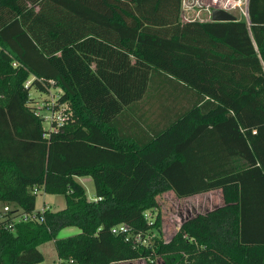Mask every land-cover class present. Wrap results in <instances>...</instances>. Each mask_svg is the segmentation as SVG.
<instances>
[{
	"label": "trees",
	"instance_id": "1",
	"mask_svg": "<svg viewBox=\"0 0 264 264\" xmlns=\"http://www.w3.org/2000/svg\"><path fill=\"white\" fill-rule=\"evenodd\" d=\"M181 3L0 0V264L48 241L73 264H264V0L248 21H184ZM51 83L66 107L48 129L29 89ZM34 188L65 206L22 219ZM214 189L221 204L162 238L159 194Z\"/></svg>",
	"mask_w": 264,
	"mask_h": 264
},
{
	"label": "rangeland",
	"instance_id": "2",
	"mask_svg": "<svg viewBox=\"0 0 264 264\" xmlns=\"http://www.w3.org/2000/svg\"><path fill=\"white\" fill-rule=\"evenodd\" d=\"M202 8L197 14V5L191 9L190 15L187 18L197 19H210L209 13L203 9L206 3H211L210 0H199ZM233 13L238 16L236 11ZM183 14V11H182ZM182 16V15H181ZM29 81H26V86L29 85ZM60 93L59 88L51 83V86L47 92H39L33 87L29 89V96L32 97V101L38 106L41 115L44 116L43 125L45 128L51 129L52 125V108L56 107L57 97ZM57 107L64 109L65 104H57ZM76 179L84 186L85 192L89 198L94 196L93 181L90 176H76ZM223 201L222 193L220 189L209 190L207 192L199 193L193 197H178L172 190H166L157 196L158 208L154 209L153 214H159L161 236L163 239L168 240L178 230L182 220L188 216L194 215L199 212H205L217 204H221ZM44 205L48 206L51 210H57L65 206V198L63 194L45 193L43 191L37 192L35 200V210H40ZM69 229V228H68ZM78 230V229H77ZM67 229H63L58 233V237L68 235ZM171 236V237H170ZM40 251L44 255V259L35 264H64L57 259L56 251L53 241H48L39 245ZM162 259L157 256L153 259L143 258L133 261H118L110 264H159Z\"/></svg>",
	"mask_w": 264,
	"mask_h": 264
},
{
	"label": "built area",
	"instance_id": "3",
	"mask_svg": "<svg viewBox=\"0 0 264 264\" xmlns=\"http://www.w3.org/2000/svg\"><path fill=\"white\" fill-rule=\"evenodd\" d=\"M210 2L211 3H206L203 6V9L209 13V17L211 15V9L212 8H223V9L231 12L235 16V19L236 18H243L246 21H248V0H210ZM194 5H197L200 7V8H198V11H197V14H198L200 9L202 8L201 4L199 3V0H182L181 14H180L181 20L188 21V20L197 19L194 17H191V18L186 17L187 15H190V13H191L190 11L194 7ZM182 11H183V14H182ZM233 11H236L238 13V16H236L233 13ZM200 20H203V19H200ZM51 113H52V119L51 120H55L56 122H62L64 120L62 108H58L56 110L52 109ZM34 191L38 192L39 190L37 188H34ZM44 208L45 207L43 206L40 210H35L33 212H30V213L23 212L21 214V217H22V219H26V220H28V219L42 220L41 212L43 211ZM3 210L4 211L8 210V206H4ZM144 216L147 219H150V212L148 210L145 211ZM111 231L113 233H127L129 230H128V227L125 223H119L117 225H114L111 228ZM140 237H141L140 235H136L135 239L140 240L141 239ZM59 264H61V263H59ZM64 264H73V262L71 260L68 263H64Z\"/></svg>",
	"mask_w": 264,
	"mask_h": 264
},
{
	"label": "water",
	"instance_id": "4",
	"mask_svg": "<svg viewBox=\"0 0 264 264\" xmlns=\"http://www.w3.org/2000/svg\"><path fill=\"white\" fill-rule=\"evenodd\" d=\"M210 20H212V21H229V20H235V16L231 12H229L223 8H212Z\"/></svg>",
	"mask_w": 264,
	"mask_h": 264
},
{
	"label": "crops",
	"instance_id": "5",
	"mask_svg": "<svg viewBox=\"0 0 264 264\" xmlns=\"http://www.w3.org/2000/svg\"><path fill=\"white\" fill-rule=\"evenodd\" d=\"M207 192V191H206ZM199 193H197V194H193V195H190V196H188V197H193V196H197ZM87 195V194H86ZM88 197V196H87ZM92 199H94V196L92 197ZM217 205H219V204H217ZM61 209V208H60ZM58 210V209H57ZM69 228V229H68ZM64 230L65 229H67V231L66 232H68V233H70V234H68V235H72V234H75V233H77L78 231H79V229L76 227V226H67V227H64L63 228ZM63 229H61V230H63ZM78 229V230H77ZM60 230V231H61ZM59 231V232H60ZM68 235H65V236H68ZM65 236H62V237H65ZM171 237V236H170ZM39 247V246H38ZM57 256V255H56ZM58 259V258H57ZM59 260V259H58Z\"/></svg>",
	"mask_w": 264,
	"mask_h": 264
}]
</instances>
